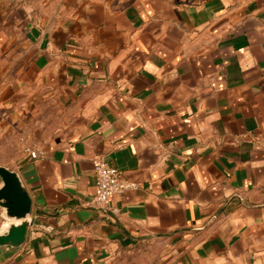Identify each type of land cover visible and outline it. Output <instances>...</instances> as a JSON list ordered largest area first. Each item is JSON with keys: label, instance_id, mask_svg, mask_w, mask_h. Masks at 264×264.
<instances>
[{"label": "crops", "instance_id": "0c3cea01", "mask_svg": "<svg viewBox=\"0 0 264 264\" xmlns=\"http://www.w3.org/2000/svg\"><path fill=\"white\" fill-rule=\"evenodd\" d=\"M0 164L31 198L0 264H264V0H0Z\"/></svg>", "mask_w": 264, "mask_h": 264}, {"label": "water", "instance_id": "95a60500", "mask_svg": "<svg viewBox=\"0 0 264 264\" xmlns=\"http://www.w3.org/2000/svg\"><path fill=\"white\" fill-rule=\"evenodd\" d=\"M0 210V250L20 247L30 222L31 198L19 174L1 164Z\"/></svg>", "mask_w": 264, "mask_h": 264}, {"label": "built area", "instance_id": "2783aa9c", "mask_svg": "<svg viewBox=\"0 0 264 264\" xmlns=\"http://www.w3.org/2000/svg\"><path fill=\"white\" fill-rule=\"evenodd\" d=\"M25 150L32 158H36L41 155V152L38 149L32 150L30 148H26ZM93 171L94 194L86 205L116 212L117 210L110 206L111 197L116 194H121L128 189L136 188L137 184L122 177L116 167L108 165L100 157L94 158Z\"/></svg>", "mask_w": 264, "mask_h": 264}, {"label": "rangeland", "instance_id": "374dc122", "mask_svg": "<svg viewBox=\"0 0 264 264\" xmlns=\"http://www.w3.org/2000/svg\"><path fill=\"white\" fill-rule=\"evenodd\" d=\"M155 250L135 249L120 256V264H159Z\"/></svg>", "mask_w": 264, "mask_h": 264}]
</instances>
